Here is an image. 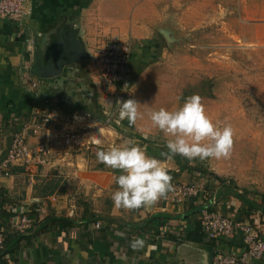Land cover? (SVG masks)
Listing matches in <instances>:
<instances>
[{"label":"crops","instance_id":"0c3cea01","mask_svg":"<svg viewBox=\"0 0 264 264\" xmlns=\"http://www.w3.org/2000/svg\"><path fill=\"white\" fill-rule=\"evenodd\" d=\"M125 2L130 6L132 1ZM27 4L29 14L23 25L0 20V162L13 133L29 121L39 128L27 131V145L44 144L48 153L42 162L27 168L9 166V175L0 177L4 236L0 264H211L210 247L215 242L199 231L204 204L209 211L243 223L250 222L251 216L264 217L263 194L245 192L249 201L263 206L249 212L234 196L240 191L212 179L206 182L215 184L213 189L207 192L208 187L201 183L196 199L169 204L164 197L150 207L116 208L110 196L116 187L113 177L120 173L97 159L83 158L81 150L114 145V132L98 127L97 107L108 120L111 113L105 101L116 104L107 95L113 90L116 97V89L102 85L99 70L90 59L108 42H131L130 22L110 18L113 0L111 6L109 0H28ZM72 35L87 59L64 67L56 78L40 79L41 85L32 89L29 79L39 78L28 72L34 58L29 49L33 55L45 53ZM47 116L49 121L42 125ZM121 126L128 133L117 144L135 141L151 156V146H145L136 132L131 133L133 127ZM67 131H77L87 143L93 136L103 143L65 147L60 140ZM152 150L158 151L154 157L165 161L169 171L178 173L171 184L195 183L191 178L196 171L190 164L178 163L174 157L168 160L161 155L167 153L164 149ZM137 238L144 246L133 249L131 242ZM253 264H264V255Z\"/></svg>","mask_w":264,"mask_h":264},{"label":"rangeland","instance_id":"374dc122","mask_svg":"<svg viewBox=\"0 0 264 264\" xmlns=\"http://www.w3.org/2000/svg\"><path fill=\"white\" fill-rule=\"evenodd\" d=\"M113 1L110 18L130 22L134 44L128 99L144 105L143 118L130 123L131 133L151 146V156L158 152L153 147L168 152V137L153 127L149 110L172 109L199 95L214 123L233 126L231 155L175 156L201 171L191 179L206 185L207 192L215 184L206 180L212 179L241 193L264 195V0H131L130 6ZM107 95L118 99L113 90ZM107 106L109 122L97 107L98 127L114 132L117 144L128 132L121 126L119 104ZM81 151L83 158L97 159L95 150Z\"/></svg>","mask_w":264,"mask_h":264},{"label":"clouds","instance_id":"9594fccd","mask_svg":"<svg viewBox=\"0 0 264 264\" xmlns=\"http://www.w3.org/2000/svg\"><path fill=\"white\" fill-rule=\"evenodd\" d=\"M180 98L177 97V100ZM105 103L112 105L110 101ZM119 119L134 124L143 118L141 105L135 99L117 100ZM148 118L154 128L166 137L167 153H161L171 160L175 155L186 159L206 158L227 159L233 147L235 130L231 124L218 126L209 117L199 95L184 98L183 103L172 109L160 107L150 109ZM91 145H101L103 141L93 136ZM99 162L120 174L113 177L116 187L111 191L110 199L116 208L137 209L150 207L164 198L172 190V176L165 161L149 156L137 142L128 140L123 144H114L107 149H97ZM133 249L144 246L137 238L131 242Z\"/></svg>","mask_w":264,"mask_h":264},{"label":"built area","instance_id":"2783aa9c","mask_svg":"<svg viewBox=\"0 0 264 264\" xmlns=\"http://www.w3.org/2000/svg\"><path fill=\"white\" fill-rule=\"evenodd\" d=\"M27 1L0 0V20L11 21L18 26L23 25L25 17L29 14ZM30 52L32 57V49H29ZM131 54L132 45L128 40L108 42L93 56V62L100 71L102 85L116 89L117 100H126L131 97L132 92L128 79L131 73ZM29 82L30 87L35 89L43 81L34 78L29 79ZM49 119L50 116L44 118L42 125L46 124ZM38 128L35 121H29L23 123L21 128L13 133L6 155L0 162V177L9 175V166L27 168L43 161L48 153L46 146L44 144L34 147L27 145V131ZM60 142L65 147H84L88 144L81 139L77 131L63 133ZM200 190L196 183L176 182L172 184V190L166 194L164 199L169 204L181 203L188 199L198 198ZM210 204H214V199H211ZM199 220L206 240L215 242L212 264H253L262 259L264 255V217L251 216L250 222L243 223L209 211L208 204H204L200 209ZM235 238L240 239V246L227 244V241ZM3 248L4 236L0 229V252Z\"/></svg>","mask_w":264,"mask_h":264},{"label":"water","instance_id":"95a60500","mask_svg":"<svg viewBox=\"0 0 264 264\" xmlns=\"http://www.w3.org/2000/svg\"><path fill=\"white\" fill-rule=\"evenodd\" d=\"M47 56L45 57V55ZM28 72L39 79H52L62 74L63 68L87 59L81 43L72 35L62 44H53L45 53H34ZM211 249V264L214 248Z\"/></svg>","mask_w":264,"mask_h":264},{"label":"trees","instance_id":"16d2710c","mask_svg":"<svg viewBox=\"0 0 264 264\" xmlns=\"http://www.w3.org/2000/svg\"><path fill=\"white\" fill-rule=\"evenodd\" d=\"M121 124L122 125L125 124V126L132 128V125L129 122H127V121H123V123H121ZM174 158H175L176 162L179 163V158L177 156H174ZM192 170H195L197 172H201L199 169H194L193 168ZM169 173L172 176V181H171V183H172L173 181H175L178 178L179 175H178V173H175V172H172V171H169ZM234 196L238 197L242 201V204L247 207V209H248L249 212L254 211V210H259V209L262 210L263 209V206H264V195H262L263 196L262 197V199H263L262 205L263 206L258 205V204L254 203L252 201H249L246 198V194L245 193H234ZM261 207H262V209H261ZM199 231L202 234L201 227H199ZM232 240H236L237 243L233 242ZM227 244L228 245H231V246H240L241 245V242H240V239L239 238H235V239H231V240L227 241Z\"/></svg>","mask_w":264,"mask_h":264}]
</instances>
